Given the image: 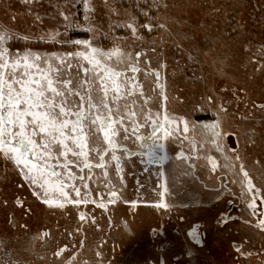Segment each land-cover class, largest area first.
Listing matches in <instances>:
<instances>
[{"label": "rangeland", "instance_id": "obj_1", "mask_svg": "<svg viewBox=\"0 0 264 264\" xmlns=\"http://www.w3.org/2000/svg\"><path fill=\"white\" fill-rule=\"evenodd\" d=\"M94 3V27L99 28L94 46L107 51L114 46L102 34L109 31L107 8L104 0ZM166 3L167 9H153L151 15H159L168 32L145 30V43L127 49L150 56L153 68L165 65L161 72L168 97L167 101L163 97L152 100L144 109L145 113L150 110L156 124L149 121L140 128L142 139L131 137L123 141L133 155L129 157L122 150L117 151L124 168L122 198L136 201V206L118 200L109 204L107 211L92 203L49 208L31 194L33 187L23 181L13 162L0 155V201H7L0 207V242H3L0 264H264V230L255 227L259 219H264L259 216L264 211V196L257 198V215H251L240 199V185L229 183L232 178L239 179L242 173L233 177L230 169L222 167L229 163L237 167L244 164L253 184L264 192V114L251 107L264 102V73L258 70L264 64V0H166ZM52 4L61 10L68 5V10L76 12L77 20L86 24L82 5L71 8L68 0H51V3L40 0L35 4V12L44 17L42 23L34 19L35 12L28 14L20 0H0V25L31 38L27 42L10 41L12 52L26 48L40 53L75 50L36 39L54 29L64 31L62 18ZM111 6L120 10V16H113L112 20L123 21L127 11L139 23L145 22L133 0H119ZM141 7L147 9L148 5ZM115 35L126 33L118 29ZM161 37L164 43L159 45L157 53L162 55L151 53L149 42L154 38L159 41ZM62 38L93 40V33L74 30ZM143 60L141 57V67L145 68ZM136 75L144 82L143 73ZM144 83L146 96L152 95L149 89L155 85ZM208 96L216 98V106L205 102ZM228 101L231 102L228 114L217 113L220 103ZM119 103L135 107L136 120L143 124L140 113L143 99L138 92ZM110 107L115 110L111 101ZM206 114H213V118L204 119ZM245 115L251 118L242 119ZM165 116L170 122H165ZM217 121V131L224 136L226 145L223 153L216 151L212 130L203 127ZM125 124L129 122L126 120ZM115 127L119 129V125ZM165 131L171 134L165 137ZM122 136L121 131L114 139L119 143ZM97 137L102 148H107L103 131L97 132ZM194 141L198 144L197 155H211L216 160V172H209L210 164L203 167V159L197 161L191 144ZM181 153L191 159L183 160ZM237 153L240 160H235ZM89 155L93 163L98 162L96 153ZM110 155L105 157L106 161ZM191 163H197V167L184 175ZM107 167L115 182L118 178H115L114 162ZM103 171L93 169V178L88 181L92 198L97 202L108 199ZM160 172L163 176L158 175ZM221 174L234 194L231 190H221L217 179ZM84 191L87 190L82 188ZM160 193H164L165 203L176 205L172 211L155 207L161 199ZM20 196L30 211L13 204ZM80 211L88 214L85 221L79 220ZM93 217L95 223L91 222ZM13 218L15 225L11 223ZM196 226L199 243L188 235ZM44 232L49 233L47 238ZM236 244H241L244 254L236 251ZM57 251H61L59 256L55 255ZM97 252L101 255L97 256Z\"/></svg>", "mask_w": 264, "mask_h": 264}, {"label": "snow or ice", "instance_id": "obj_2", "mask_svg": "<svg viewBox=\"0 0 264 264\" xmlns=\"http://www.w3.org/2000/svg\"><path fill=\"white\" fill-rule=\"evenodd\" d=\"M39 2L40 0H20V3L28 9L29 15L35 12L33 6ZM68 2L71 8L82 5L83 21L86 24L77 20L76 12L68 10V5L61 10L57 5L52 4L57 8L58 16L62 18L64 31L54 29L37 36L36 39L46 43L67 45L75 50L40 53L26 48L22 52L14 53L10 50V41L27 42L31 38L0 25V155L13 162L23 181L33 187L31 194L49 208L63 209L66 204L80 206L92 203L97 208L107 211L108 205L115 204L118 200L131 203L135 207L136 201L129 202L126 198H122L124 176L121 174L124 168L117 151L122 150L124 155L129 157L133 155L123 141H128L131 137H135L136 140L142 139L139 135L140 128L149 121L156 124L150 110L145 113L144 109L150 101L158 100L159 97L167 101L168 97L164 92L161 72L165 65L159 64L158 68H153L150 64V56L141 51L127 49L145 43V30L148 33L168 32L167 25L161 22L160 16L151 15L153 9H167L168 4L166 0H151L150 3L149 0H133L139 14L145 20L144 23H139L137 17L127 11L123 21L112 20L113 16H120V10L111 6L119 0H104L109 16V31L102 34L114 43L112 48L105 51L94 46L95 33L99 31L98 27H94L96 24L94 0H68ZM142 4L148 5L147 9L141 7ZM34 19L42 23L44 17L39 12H35ZM118 29H124L126 35L116 36L115 30ZM74 30L92 32L93 40L62 38L67 37L68 33ZM129 40L131 43H127ZM163 43L162 37L159 41L154 38L149 42L151 53L162 55L157 53V48ZM141 57H144L145 68L141 67ZM189 59L193 58L190 56ZM258 70L264 73V64H261ZM139 73H143L144 82L155 85L154 88L149 89L152 95L146 96L145 83L136 75ZM157 89L159 92H156ZM137 92L143 99V104L140 106L143 124L136 120L138 112L135 107L127 103L123 105L119 103ZM110 101L115 105V110L110 107ZM205 102L216 106L217 101L215 97L208 96ZM135 104L136 101L133 100L132 105ZM230 107V101L222 102L217 108V113L228 114ZM251 107L264 114V102L253 104ZM105 112L107 116L103 114ZM250 118L248 115L242 117L244 120ZM126 120L129 122L128 125L125 124ZM164 120L170 122L168 116H165ZM115 125H119V129ZM157 126L163 128V125ZM203 127L212 130L216 151L223 153L226 145L223 142L224 136L217 131L219 121L205 124ZM184 130H188L187 123L184 125ZM100 131L104 133V143L107 144V148H102L100 145L97 137V132ZM121 131L122 141L118 143L114 137ZM170 134L168 131L164 132L165 137ZM90 152L96 153L98 162H92ZM109 153H111L110 160L106 161L105 157ZM181 158L190 160L191 156H184L181 153ZM196 159L205 161L203 167L210 164V173L217 171V162L211 155H197ZM235 160H240L238 153L235 155ZM111 162H114L115 178H118L115 182L114 178H110L107 167ZM196 167L197 163L189 164L183 174L188 175L190 170ZM222 167L230 169L233 177L242 173L239 179L232 178L229 183L240 185L241 201L246 204L251 215H257V198L264 196V192L253 184L249 172L245 170V165L240 164L237 167L229 163ZM93 169L104 170V187L108 189L107 202L104 200L97 202L92 198L88 181L93 178ZM85 170H88L87 173ZM158 175L163 176V172ZM222 175L217 177L220 180L221 190H231L229 185L224 183ZM77 182L80 186H77ZM82 188L87 191L82 193ZM167 191L165 187L164 193ZM245 192L251 194L250 198L244 194ZM72 193L74 196L71 195ZM164 193H160L161 199L155 207L170 212L176 205L165 203ZM231 193L234 194L232 190ZM6 204L7 201H0V207ZM13 204L30 211L22 196L17 197ZM87 215L84 211H80L79 220L85 221ZM259 216L264 217V211L259 212ZM91 222L95 223L94 217ZM11 223L16 224L14 218ZM245 223L248 221L245 220ZM197 227H193L188 235L199 243ZM255 227L264 230V219H259ZM48 235V232L43 233L45 238ZM0 247H3V242H0ZM235 248L237 252H241V244H236ZM61 251H57L55 255L59 256ZM100 255L101 253L97 252V256Z\"/></svg>", "mask_w": 264, "mask_h": 264}, {"label": "flooded vegetation", "instance_id": "obj_3", "mask_svg": "<svg viewBox=\"0 0 264 264\" xmlns=\"http://www.w3.org/2000/svg\"><path fill=\"white\" fill-rule=\"evenodd\" d=\"M206 115H208V114H206ZM213 118V114H211L210 116L208 115V116H205L204 117V119H212ZM204 119H199L200 120V122L202 121V120H204ZM195 132H197V131H195ZM191 144H192V149H193V154H194V156H196L197 154H198V144H197V142H191Z\"/></svg>", "mask_w": 264, "mask_h": 264}, {"label": "trees", "instance_id": "obj_4", "mask_svg": "<svg viewBox=\"0 0 264 264\" xmlns=\"http://www.w3.org/2000/svg\"><path fill=\"white\" fill-rule=\"evenodd\" d=\"M141 16V15H140Z\"/></svg>", "mask_w": 264, "mask_h": 264}]
</instances>
